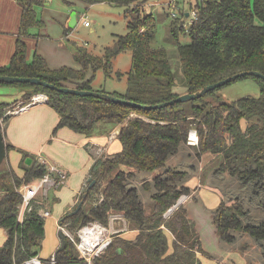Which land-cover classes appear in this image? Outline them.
Here are the masks:
<instances>
[{"label":"trees","instance_id":"obj_1","mask_svg":"<svg viewBox=\"0 0 264 264\" xmlns=\"http://www.w3.org/2000/svg\"><path fill=\"white\" fill-rule=\"evenodd\" d=\"M16 1L21 7L18 36L9 63L0 65V75L37 77L58 86L96 90L88 70H106L113 58L127 50L131 52L132 65L126 73V91L110 94L142 104H157L180 95L176 91L171 56L165 48L152 46L156 17L152 13H140L144 11L141 5L145 0H80L85 5L137 3L126 11L135 12L128 21L127 34L119 36L102 56L75 46L73 58L80 69L69 66L50 69L36 52L30 62L27 60L23 37L28 36L27 28L39 21L35 7L43 5L44 0ZM192 11L195 15L191 24L187 29L183 28L190 41L177 43L175 57V64L179 62L183 74L181 86L185 92H195L241 71L254 70L264 74V0H197ZM170 25L174 35L175 20ZM245 78L256 82L259 98L241 97L228 101L220 94V87L199 98L150 110L65 94L30 83H0V86L45 94L48 106L59 118L53 133L67 127L88 135L99 123L105 124L100 132L125 123L117 134L121 150L112 157L96 158L91 164L89 176L96 183L81 209L75 215L59 220L60 225L66 224L77 230L90 222L106 226L110 215L120 213L128 227L138 231L132 240L115 233L92 264H199L198 254L205 252L196 224L185 206L177 205L166 216L182 195L191 192L184 184L186 171L167 168L166 164L186 143L188 131L195 128L197 155L205 152L220 155L223 160L218 170L238 176L244 183L253 182L264 191V80L245 76L235 81ZM2 110L0 103L3 123L16 114L7 115ZM10 148L13 146L6 144V151ZM29 156L23 154V161ZM162 168L165 169L153 178V193L146 204L128 180L135 171L154 172ZM46 172L43 164L34 162L25 167L22 177L11 166L0 169V228L6 232L0 246V264H22L29 257L38 255L45 237L41 205L33 201L31 211L19 222L22 197L18 189ZM144 187L151 188L149 184ZM99 195H103L100 202ZM80 200L81 197L78 202ZM245 212L236 197L222 201L212 212L218 238L229 243L235 240V233H246L264 247V220L258 224H244L240 216ZM167 232L173 236L170 253ZM64 238L65 247L55 251L57 264H87L71 239L66 235Z\"/></svg>","mask_w":264,"mask_h":264},{"label":"rangeland","instance_id":"obj_2","mask_svg":"<svg viewBox=\"0 0 264 264\" xmlns=\"http://www.w3.org/2000/svg\"><path fill=\"white\" fill-rule=\"evenodd\" d=\"M196 1L145 0L141 5L144 11H140V13H152L156 17V32L152 46L155 48H165L171 56V63L177 82L176 91L179 94L185 93V90L181 86L183 85V74L179 62L175 64L176 47L177 43L187 44L190 41L189 35L183 33V28L187 29L191 24L192 9L195 7ZM136 5L137 3L116 5L107 2L85 5L80 0H44L43 5L35 7L36 17L39 21L27 28V35L30 39H38L39 44L42 43V48L39 47L40 51L44 50L43 47L49 48V45L52 47L58 46L57 49L50 51V53L46 52L49 62L52 64L61 62L59 64H62V67L70 66L78 69V65L73 60L75 46L83 47L93 55L102 56L106 48L112 47L119 36L127 34L128 21L131 16H135V12L126 13V11L134 8ZM71 10H75L77 13L78 23L74 27L64 31L63 20L60 19V14L66 13L71 15ZM82 14L88 20L89 26H84L81 22L80 16ZM12 17H15V15H7L5 11L0 13V28L6 29L10 26L14 22ZM172 20H175V36L170 30ZM13 44L14 40L11 37H0V63L7 60ZM131 65V52L125 50L112 59L110 66L106 70L100 68L94 72L92 69H89L87 74L88 77H92V87L94 89L98 91L104 90L108 93L116 92L124 94L127 88L126 73L130 70ZM118 72L122 73V75L118 76ZM4 87L9 86L0 88ZM14 89L16 88L14 87ZM220 94L224 99L231 101L241 97L259 98L260 90L254 80L245 78L225 85L221 88ZM36 95H41V93L32 94L26 90L22 92L21 97L15 99L8 92L0 90V103L3 104V113L7 115L14 113L20 107L32 103L33 97ZM48 109L49 107L46 104L33 105L24 112L9 116L3 132L4 141L6 139L11 142L12 136L13 144L16 147L15 149L10 148L6 151L5 160L0 167V169H3L11 165V167L17 168L22 155L27 153L32 159L31 163L43 164L46 169L49 165L56 166L69 174L65 185L48 190L47 201L50 203L51 215L44 219L45 237L38 250V256L42 259H48L51 255H55V251L60 245L58 237L60 230L58 225L59 218L63 211L72 205L73 198L86 180L91 159L85 149V145L88 141L96 143L93 139L77 134L67 127L58 128L53 133L56 117ZM2 126L3 122L0 118V128H3ZM104 126L105 124L99 123L93 132L97 133ZM95 137L98 138L97 136ZM195 148L196 146H192L187 142L183 143L178 153L171 156L166 164L167 168L172 167L186 171L184 184L189 186L190 190L192 188L191 192L195 195L196 200L194 201L191 197L187 199L188 196L185 194L180 197L182 201L180 204L185 206L189 214L194 213L196 217L201 213V210H204L209 215L208 223L210 227L211 210L215 209V207L213 209L210 207L207 196L211 197L212 193L221 196L227 191L226 201L236 197L246 210L240 216L244 224H258L264 220V191L254 186L253 182L249 184L244 183L238 176L231 177L233 180L224 179L222 176L214 177V175L208 177V173L216 169L222 163L223 158L219 155L212 162L201 167L197 157H195L197 155ZM107 151L110 152L109 149ZM113 154L108 155L104 153L99 156L112 157ZM27 166L22 158L20 168L24 170ZM164 169L162 168L154 172L135 171L133 177L128 180L130 186L136 187L140 198L146 204L150 202L148 200L151 199L150 196L153 193V178ZM18 173L17 175L22 177L23 171ZM88 184L89 182L86 181L82 191L78 195L76 203ZM148 184L151 186L150 189L144 187V185L147 186ZM102 197L103 195L97 197L98 202L101 201ZM54 198L57 199H55V202H52ZM76 203L70 210L74 208ZM41 206L43 207L44 203ZM119 215L120 213H116L110 216L109 225H106L110 227L111 219L115 217L112 220V223L115 221L114 227H110L109 229L111 237L115 234L118 227L116 224L118 220L116 219ZM63 226L74 237V241L71 240V242L77 250L76 241L79 229L75 230L74 227L69 228L66 224ZM207 230H209L207 226L202 224V232L206 233ZM234 236L235 239L237 236L242 237V239L228 244L223 242L219 244L220 246L217 244L216 247L214 244L213 247H210L203 241V249L217 258L225 260L234 258L237 264H239L240 258L244 259V264H264V247L246 233H235ZM4 239L5 232L0 228V246L3 244ZM233 249L237 254L233 252ZM241 254L244 257H241ZM206 260V262L202 260L203 264H216L210 263L208 259Z\"/></svg>","mask_w":264,"mask_h":264},{"label":"crops","instance_id":"obj_3","mask_svg":"<svg viewBox=\"0 0 264 264\" xmlns=\"http://www.w3.org/2000/svg\"><path fill=\"white\" fill-rule=\"evenodd\" d=\"M4 11H5V14H7V15L8 14L9 15H15V17H12V20L14 19V22H12V24L10 26H8L6 29L0 28V37L1 38L11 37L12 40H14V44H13L11 50H10V54H9L7 60L5 62H1L0 65H6V64H8L9 63V60H10V57H11V55L14 52V49H15V41H16L17 36H18V26H19V19H20L21 7L19 6V4H18V2L16 0H0V13H2ZM71 13H75V15H76V24H77L78 23V21H77V13L75 12V10H71ZM84 16L85 15H83V14L80 16L81 22H82V18ZM60 19L63 20L64 31H67V29L71 28L68 25V23L70 21V14H66V13L60 14ZM24 40L26 42V47H27V55H26V57H27V60L29 62L31 61L34 53L36 52V53L40 54L45 59L46 64H47V66L50 69H59V68L62 67V64H59L61 62H59L57 64H52L51 62H49V60H47L48 59V56L46 57V55H47L46 52L47 53H50V51H53L54 49H57L58 46L55 45V47H52L51 45H49V48L43 47L44 50H41L40 51L39 50V47H41L42 43L39 44V40L38 39H33V38L30 39L28 36H26V37H24ZM60 46H62V45H60ZM73 60H74V58H73ZM77 68L80 69V66L78 65ZM0 87H3V86H0ZM0 90H4L5 92H8L10 94V96H12L15 99H18L22 95V92L18 88L14 89L13 86L0 88ZM39 104H46L48 106L47 102L46 103L45 102L36 103L35 105H39ZM32 106L28 107L27 109L31 108ZM48 110H51L53 112V114L55 115V117H56V123H55L54 126H56V124L58 122V119H59L58 118V115L50 107H49ZM19 113H21V112H19ZM132 115H134V114H132ZM6 123L7 122H4L3 123V126H2L3 128H1L2 129V133L4 132V128H5ZM124 124L125 123L118 124L117 126H114V127H108L104 131H102V132H100V131H98L97 133L92 132L91 134H88V135L80 134V135L85 136L86 138L93 139L97 143V144L96 143H91L90 141H88L86 143V145H85V149L87 150V152H88V154L90 156V159H91V163L89 165V169H90V166L93 163V161L96 158H99L100 157L99 155H102L104 153L109 155V154L117 153V152H119L121 150V144H120L119 140L117 139L116 135L119 133L120 128ZM77 134H79V133H77ZM95 136H97L98 138H96ZM11 139H12L11 142H9V141H7L5 139V144L12 145L13 146V149H15L16 146L13 144L14 142H13V137L12 136H11ZM108 149H109L110 152L107 151ZM195 157H197L198 163H200V166L201 167H204L207 163L212 162L215 159V157L217 158L216 155H213V154H211L209 152H205V153H202L200 155H196ZM22 158H23V155H22ZM22 158H21V160H22ZM21 160L19 161V164H18V167L17 168L12 167L13 170L16 171V174H19L18 172H20V171H23V173H24V170H22V168H20V162H21ZM194 168L196 169V167H194ZM194 168H193V170H194ZM89 169H88V172L86 174L87 177H86L85 182L88 181V179L90 178V176H89ZM201 171H203V169H201ZM67 175L69 176L68 172H67ZM212 175H214V177L215 176H222V178H224V179L233 180V178H231V177H233V175H230L226 171L218 170V168H216L214 170H211L208 173V177H210ZM67 181H68V177H67L66 183H67ZM85 182L83 183L82 188L76 193L75 197L73 198L72 205L68 209H66V210L63 211V213L60 216L59 220L67 212L71 211L70 209L76 203V201L78 199V195L82 191V189H83V187L85 185ZM191 190H192V188H191ZM38 194H39V192L37 193L34 201H36L37 203H40V205H42L44 203V206L43 207L42 206L40 207V214L43 213L44 211H48L49 212V215L48 216H44L43 217V220H44L45 218L50 217V215H51L50 203L47 201V194L48 193L47 194H44L43 192H41L40 195H38ZM222 195L220 196V195H217V194L212 193V196L211 197L209 195L207 196L209 198L208 204L210 205V207L212 209H213V207L216 208L222 201H226V197L228 195V192L226 191V193H223ZM187 196H188L187 199H190V197H191L194 201L196 200L195 195L192 192H190V194H188ZM55 199H57V198H54L52 200V202H55L56 201ZM148 201H150V199ZM185 201H183V202H185ZM197 211H199V210H197ZM213 211H214V209L211 210V216H210V218H211V226L210 227H209V223H208V221H209V215L204 210H201V213H199L196 217L194 216V213L193 214H189V212L187 211L189 217L192 218L194 220L195 224H196V228H197V231H198V235H199V237L201 239L202 248L204 246L203 245V243H204L203 241H205L207 243V245L210 246V247H213V244L216 247L217 244L219 245L220 243H223L224 242V241H221L218 238V236H217L216 228H215V225H214L213 220H212V212ZM112 215H114V214H112ZM112 215H110V216H112ZM116 220H118L116 222V224L118 225V227H117L115 233L119 234L120 237L125 238V239H128V240H132V239H134L136 237L138 231L137 230L130 229L128 227V223L125 220L124 216H122V214H120ZM114 222L115 221H113V223H112V221H111V223H110L111 228L114 227ZM202 224H205L207 226V228L209 229V230H207L206 233L205 232H202ZM58 225H60V222L59 221H58ZM4 232H5V230H4ZM166 235H167V239H168V252L170 253L173 250V247H172L173 236L170 233H168V232L166 233ZM5 236H6V232H5ZM241 239H242V237L237 236V238L233 242L240 241ZM224 243H227L228 244V242H224ZM229 243H232V242H229ZM204 252H205V254H198L199 264H203V261L202 260H204L206 262L207 261L206 259H208L210 261V263H216V264H237V262L235 261L234 258L233 259L232 258H229V259H226L225 260V259L217 258V257L211 255L210 253H208L205 250H204ZM233 252H235V254H237V252L234 249H233ZM241 257H244V256H242V254H241ZM238 263L239 264H244V259L240 258V261Z\"/></svg>","mask_w":264,"mask_h":264},{"label":"built area","instance_id":"obj_4","mask_svg":"<svg viewBox=\"0 0 264 264\" xmlns=\"http://www.w3.org/2000/svg\"><path fill=\"white\" fill-rule=\"evenodd\" d=\"M194 15V12H192V17ZM82 23L84 26H89V22L85 19V16L82 18ZM41 102H47V96L45 94L34 96L33 102L30 104L35 105L36 103ZM22 107L14 113H19ZM186 142L192 146H196L198 144V134L195 128H191L188 131ZM67 177L68 175L64 170L59 167L49 165L47 172L43 176L32 180L19 188L20 190L18 189V191L21 194L22 200L18 209V221L22 222L25 214L31 211L32 203L38 192L42 191L44 194H47L49 189L65 185ZM172 211H168L166 216H168ZM40 215L43 218L44 216H48L49 212L44 211ZM114 218L115 217H113L111 221ZM59 227L60 230L63 231L64 235L74 241V237L68 230L65 229V226L59 225ZM110 227L102 225L99 222H90L78 230L76 247L80 257H82L87 264H92L93 259L99 256L111 242L112 237L109 234ZM22 264H57V260L54 254L48 259H42L37 255L29 257Z\"/></svg>","mask_w":264,"mask_h":264},{"label":"water","instance_id":"obj_5","mask_svg":"<svg viewBox=\"0 0 264 264\" xmlns=\"http://www.w3.org/2000/svg\"><path fill=\"white\" fill-rule=\"evenodd\" d=\"M76 24V15L75 13H71L70 15V21L68 23V25L70 27H74V25ZM245 76H254L256 78L262 79L264 80V74L260 73L259 71H254V70H246V71H241L238 73H235L231 76H228L224 79H221L219 81H216L214 83H210L204 87H202L201 89L195 91V92H185L183 94H180L168 101H164L161 103H157V104H142V103H137L128 99H124L115 95H112L110 93L107 92H102V91H96V90H83V89H78V88H74V87H68V86H58L55 85L53 83H50L48 81L42 80L40 78L37 77H19V76H9V75H0V83H8V84H12V83H30V84H35V85H41L43 87L49 88V89H53L55 91L58 92H62L65 94H72V95H76V96H81V97H94V98H98V99H102V100H107L109 102H113V103H118V104H123V105H128L131 107H136V108H140V109H160V108H164L166 106L169 105H173L175 103H180V102H186L195 98H199L204 96L206 93L215 90L217 88L223 87L229 83H231L232 81L237 80L238 78L241 77H245ZM32 106V104L29 105H25L20 109V112L25 111L28 107ZM6 157V144L4 141V136L2 133V130L0 128V167L3 163V161L5 160ZM32 159L30 157H27L25 159V163L27 165H29L31 163ZM88 186L86 187L84 193L81 196V200L77 203L76 207L67 212L65 215H63L62 220H64L67 217L73 216L75 215L82 207L87 194L89 192V190L93 187V185L96 183L95 179H88ZM181 203V200H179L177 202V204L174 206L176 207L177 205H179ZM173 208H171L169 210L172 211ZM58 237L60 240V245L58 247V250H62L65 247V238H64V234L62 233L61 230H59L58 233Z\"/></svg>","mask_w":264,"mask_h":264}]
</instances>
